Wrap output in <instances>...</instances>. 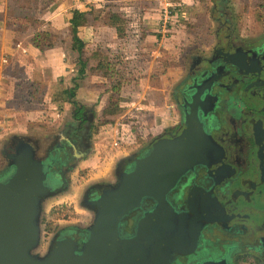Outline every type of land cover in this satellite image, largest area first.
<instances>
[{
    "label": "rangeland",
    "instance_id": "rangeland-1",
    "mask_svg": "<svg viewBox=\"0 0 264 264\" xmlns=\"http://www.w3.org/2000/svg\"><path fill=\"white\" fill-rule=\"evenodd\" d=\"M6 2L8 7L33 6L32 0H0V9ZM116 2L126 19L124 38L119 39L113 28L92 21L78 30V36L99 49L100 57L116 61L123 72L122 112L110 117L108 125H99L97 133L92 127L100 122L111 84L79 75L77 58L71 59L64 50L69 49L71 39L69 20L58 27L47 20L58 5L45 8L43 2L32 15L44 21L38 29L53 32L56 54L49 60L43 53L39 56L29 43L35 28L29 27L24 33L17 32L20 45L14 54L4 56L8 71L0 79V178L12 169L11 158L26 152L36 160L56 156L58 162H66L60 175L62 187L38 196L35 223L38 220L41 234L48 227L78 228L92 222L95 196L117 185L127 165L158 138L182 130L179 94L194 75L198 60L211 53L212 37L226 29L235 38L256 34L264 22V0H172L166 8L163 0ZM93 10L102 14L101 6ZM24 59L32 64L22 65ZM73 104L82 111L81 117L75 115ZM107 128L110 131H104ZM59 205L72 208L73 215L52 218L48 226L51 210Z\"/></svg>",
    "mask_w": 264,
    "mask_h": 264
},
{
    "label": "flooded vegetation",
    "instance_id": "flooded-vegetation-1",
    "mask_svg": "<svg viewBox=\"0 0 264 264\" xmlns=\"http://www.w3.org/2000/svg\"><path fill=\"white\" fill-rule=\"evenodd\" d=\"M212 40L211 53L198 60L179 94L182 108L186 86L201 81L206 72L217 76L205 88L210 95L199 101L208 115L212 147L197 175L166 202L167 222L146 233L145 264H264V23L256 34L235 38L226 29ZM183 129L184 124L177 135ZM26 159L38 162L44 183V193L34 198L62 187L60 175L66 162H58L56 156L36 160L30 152L13 156L12 169L0 179L12 186ZM108 190L95 196L97 210ZM136 220L122 223L117 242L136 231ZM92 223L43 229L41 234L37 220L38 238L30 247V257L45 261L59 242L80 251ZM157 235L160 239L154 243Z\"/></svg>",
    "mask_w": 264,
    "mask_h": 264
},
{
    "label": "water",
    "instance_id": "water-1",
    "mask_svg": "<svg viewBox=\"0 0 264 264\" xmlns=\"http://www.w3.org/2000/svg\"><path fill=\"white\" fill-rule=\"evenodd\" d=\"M208 73L182 92V133L157 139L127 165L118 184L104 193L80 251L59 242L45 261L30 257V247L38 238L34 197L45 191L38 162L24 160L12 186L0 179V264H145L146 233L167 222L166 202L176 198L186 181L197 175L212 147L208 115L199 102L210 95L205 89L208 81L217 79ZM129 219H137L136 231L117 242L122 223ZM159 239L157 235L154 243Z\"/></svg>",
    "mask_w": 264,
    "mask_h": 264
},
{
    "label": "trees",
    "instance_id": "trees-1",
    "mask_svg": "<svg viewBox=\"0 0 264 264\" xmlns=\"http://www.w3.org/2000/svg\"><path fill=\"white\" fill-rule=\"evenodd\" d=\"M58 0H32L33 8L30 6H19L7 8L6 12V26L11 30H15V32L24 33L29 29V27L35 28L34 33L29 39L30 44L33 48H36L40 52H43L47 49H52V37L54 36L49 31H44L38 29L39 24H43L44 21L39 18L32 17V15L36 14L39 10V5L43 7V2L45 4V8H49L51 5ZM117 0H100L98 4L102 7V14L100 16L95 14V10H93V6L85 7V8H75L72 11L71 18L69 19V24L71 26V39H70V49L76 51L77 53V63L79 65V75L84 76L85 74L91 75L93 77H97L104 81H109L110 93L106 98L105 105L102 110V115L100 118V122L98 121L96 126L92 128L95 129L94 132H99V125L106 124L108 125L110 122L109 118L113 116H118L122 112L123 103L120 100L121 89H122V78L123 72L117 68V62L114 60H110L107 57H100V51L95 46H90L88 43L84 42L78 36V30L82 27L88 25L91 21L96 23H102V25L111 27L115 30L116 36L119 39L124 38L125 36V23L126 19L117 9ZM44 8V9H45ZM34 10V12H32ZM32 12V14H31ZM264 23V22H263ZM91 52V55L88 52ZM85 55V57H84ZM90 61H96L87 68V65ZM118 75L119 78H115ZM97 85V84H96ZM97 86H101L98 84ZM70 97L74 98V91L70 90ZM74 103V101H73ZM75 106V115L78 117L82 116V111H79V108L76 109ZM102 120L104 122H102ZM102 124V125H103ZM111 128H107L104 131H110ZM72 208H68L65 205H59L54 207L50 212V218L47 220V225H52L50 219H65L69 216H72ZM50 227L46 228L49 229Z\"/></svg>",
    "mask_w": 264,
    "mask_h": 264
},
{
    "label": "crops",
    "instance_id": "crops-1",
    "mask_svg": "<svg viewBox=\"0 0 264 264\" xmlns=\"http://www.w3.org/2000/svg\"><path fill=\"white\" fill-rule=\"evenodd\" d=\"M99 1L100 0H83V2H82V0H61V1L59 0L57 3H55L53 5V8H55V6L58 5L57 9H55V11L53 9V11H54L53 15L50 16V13L47 14V20L49 22H51V25H54L56 27H58V25L63 26L66 22L68 23L67 20H69L71 18V15H72L71 13H72L73 9L85 8L86 3L90 4V6H93L94 9H97V7H100V5L98 4ZM91 2H96V3H91ZM7 7H8V2H6V6L3 9H0V79L4 78L7 75V71H8V67L6 65L7 57L5 60L4 56L7 54H14L15 49H17L20 45L19 44V42H20L19 41L20 40L19 35L20 34H17V32H15V30H11V29L7 28V26H6ZM69 13H70V15H69ZM67 17H68V19H67ZM82 28H80V29H82ZM31 36H32V34H31ZM31 36L29 37V39L31 38ZM79 37L84 42L88 43L87 40H85L82 36L79 35ZM52 44H53V46L51 47L52 49H47L43 52H40L36 48H33V47L32 48H33V50H35L38 53L39 56L43 53L44 58L49 60L50 59L49 57H52L51 55L56 54V52H57L56 49H53L54 48L53 42H52ZM64 50L67 53V55L71 57V59H73V58L76 59L77 53H76V51L70 49V44H69V49L65 48ZM38 55H37V57L34 55L33 58L39 59ZM23 62L24 63L22 65H24V66H29L30 64H32L31 60H29V59L28 60L24 59ZM17 65H19V67H20L21 62L18 61ZM25 85L27 86V84H25ZM1 89L2 88L0 87V90Z\"/></svg>",
    "mask_w": 264,
    "mask_h": 264
},
{
    "label": "built area",
    "instance_id": "built-area-1",
    "mask_svg": "<svg viewBox=\"0 0 264 264\" xmlns=\"http://www.w3.org/2000/svg\"><path fill=\"white\" fill-rule=\"evenodd\" d=\"M171 3H172V0H163V2H162V4L165 6V8L168 7ZM163 11H164V13L167 12V10H163ZM171 13L174 14L173 11H171ZM167 25H168V23L165 24V27H167ZM114 134L117 135L118 134V131L117 130H114ZM110 144H111V142H110ZM117 144L118 143L116 141H113V145H117Z\"/></svg>",
    "mask_w": 264,
    "mask_h": 264
}]
</instances>
